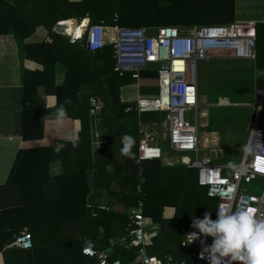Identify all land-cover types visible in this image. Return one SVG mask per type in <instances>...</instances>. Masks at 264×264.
I'll return each mask as SVG.
<instances>
[{
    "label": "trees",
    "instance_id": "obj_1",
    "mask_svg": "<svg viewBox=\"0 0 264 264\" xmlns=\"http://www.w3.org/2000/svg\"><path fill=\"white\" fill-rule=\"evenodd\" d=\"M159 3L160 0H81L77 3L67 0H0V25L20 39L28 38L37 27H43L47 31L48 42L25 44L22 47L24 58L42 66L41 71L25 73L23 77L22 139H42L44 129L53 126L46 118L57 117V110L63 105L66 115L62 122L55 120L61 135L53 141L54 148L63 145L59 150V157L64 164L63 174L55 180L48 178L49 182H45L43 187L47 190V184H52L51 182L61 183L64 187L75 186L70 197L67 193L62 198L44 194V197L34 200L40 224L37 226L35 239H32V248L26 253L16 248L4 249L21 234L24 226L13 222H5L2 226L4 211H0V253L4 257V264H94L93 259L81 254L82 248L88 245H97L94 248L96 250H105L111 245V259H118L121 264H139L135 250L116 240L108 242L110 236L104 232L102 235L92 232L97 226L107 228L115 225L122 229L126 227L127 232L129 219L127 214L83 209L90 189L89 180L88 188L84 186L87 170L88 173L93 172V186L96 188L101 181L107 194L122 203L124 208L143 202V215L151 219V225L146 228V232L152 235L147 247L150 255L160 259L170 256L176 264H204L197 258L194 248L181 243L186 232L198 231L192 227L194 219H203L205 212L210 213L212 219L217 201L208 198L206 188L197 184V170L194 168L183 164L166 166L160 160L136 163L138 144L143 138L137 122L141 125H155L162 122L161 115L145 113L138 116L134 102L120 100L121 87L131 84H137L142 95H155L157 74L148 68L140 72L137 80L132 79L129 73L119 76L113 70L115 60L112 45L89 52L83 44L75 41L69 43L53 31L59 21L83 17H88L92 25L103 22L105 25L117 24L126 28L234 23L233 0L223 7L196 6V0H171L170 6H158ZM83 20H86L83 21L85 32L88 20ZM73 23L74 21L67 22V26L71 27ZM254 27V63L257 70L264 71V23H257ZM85 85L91 89L93 96L103 102L98 116L100 123L96 127L103 143L95 148L93 154L91 133L94 128L88 114L90 95L83 93L81 88ZM40 87L43 89L42 95L37 91ZM263 91L264 77L256 80L258 99ZM48 95L55 96L54 107L46 108L44 99ZM260 116L264 120V98ZM74 121L79 122L80 129L75 138L69 139L64 132H69ZM124 134L134 138L135 143L131 149L134 156L129 158L121 153L122 162L118 164L115 158L123 147ZM53 147L20 150L4 187L16 185L15 180L23 171L27 174L37 172L41 179L42 168L39 162L47 157L48 161L51 160L56 151ZM85 155L88 158L86 164ZM112 183L117 184L118 189L109 193ZM69 205L71 214L68 211ZM24 207L22 205L14 210L25 212ZM164 207L174 209L171 219L162 217ZM64 229H75L77 233L63 235ZM30 230L33 232V228L30 227ZM86 233L88 244H78L76 239ZM67 246L72 247L73 256L67 252Z\"/></svg>",
    "mask_w": 264,
    "mask_h": 264
},
{
    "label": "built area",
    "instance_id": "obj_2",
    "mask_svg": "<svg viewBox=\"0 0 264 264\" xmlns=\"http://www.w3.org/2000/svg\"><path fill=\"white\" fill-rule=\"evenodd\" d=\"M255 40L256 31L253 24L126 28L101 22L90 24L86 30L83 43L85 50L95 52L112 45L115 60L113 70L119 76L129 73L132 79L137 80L140 72L148 68L157 74V93L138 97L134 101V109L138 116L145 113L160 114L167 127L168 149L193 155V160L182 156L180 162L197 170V184L206 188L208 198L217 201L213 220L217 218L218 208L222 206H229L232 211L253 209L255 218L264 219V171L257 170L258 162L260 167H264L263 119L256 117L249 130L243 156L237 164L228 167L214 162L209 156L199 155L206 149L201 147L199 136L198 67L203 62L214 60L255 62ZM88 104V114L92 118L94 128L93 144H102L96 127L100 123L98 116L103 102L96 96H89ZM190 112L195 119L194 125L185 118L186 113ZM163 156L161 147L149 143L141 144L137 163L144 160H161ZM228 169H231L230 174H226ZM142 181L141 179L140 183ZM248 185L252 191L247 190ZM233 186L235 190L229 192ZM256 189L258 193L253 192ZM139 191L138 186L137 192ZM127 216L129 223L125 244L127 248L135 250L139 264H176L170 256L160 259L148 253L150 234L146 232V228L151 224L143 215L142 201L128 208ZM193 232L197 231L186 232L181 244L194 248L197 258L207 264V255L201 259V252L211 243L212 238L205 240L200 236L191 242L189 235ZM9 246L30 250L32 237L24 231ZM81 252L85 257L93 259L94 264H121L118 259L110 258L111 251L108 249L96 250L84 246Z\"/></svg>",
    "mask_w": 264,
    "mask_h": 264
},
{
    "label": "crops",
    "instance_id": "obj_3",
    "mask_svg": "<svg viewBox=\"0 0 264 264\" xmlns=\"http://www.w3.org/2000/svg\"><path fill=\"white\" fill-rule=\"evenodd\" d=\"M68 2L77 3L81 0H67ZM197 4L196 6H217V7H223L228 4H230V0H196ZM170 2H165L166 6H170ZM87 18L88 23H90V20L88 17L83 18H72L65 21H59L56 25L62 26V34L66 37H70L73 41L77 42L80 40L83 36V26L84 22L86 20H83ZM75 19H78L76 21ZM233 20L234 24H257V23H264V0H233ZM74 21L73 26L69 27L67 26V22ZM77 29H79L80 35L77 36L76 32ZM77 40V41H76ZM42 41H49L47 37V31L43 27H37L34 32L26 39H20L17 35L11 33L8 31L5 27L0 25V211H4V218L2 222V226H4V223L13 222V224H22L24 227L21 230V233L24 231H27L32 239H35V236L37 234V226L40 224L39 220V213L37 212V208H35L33 202L34 200H38L42 197H44V194L49 195L52 198H62L65 193L68 194L70 197V194L75 191L74 187H64L61 183L54 184H47V190H44V183H48L47 180L50 178L51 180H55L58 177H60L63 174V162L61 160L60 152L55 151L53 152V155L51 156V160L48 161V157L44 160H40L39 165L42 168L41 170V179H39V175L37 172H34L32 174L25 172H22L21 176H17L15 183L16 185L4 187L8 183L9 175L11 173L12 167L14 165V162L18 156V152L20 150L24 149H37V148H45L54 146L53 141L55 139H59L61 132L57 129V117H47L46 121H51L52 128L44 129V135L42 139L35 140V141H24L22 139V109H23V77L25 73H36L42 70V66L32 60L24 58V55L22 53V47L25 44H34V43H40ZM21 45V46H20ZM214 61H221L219 62L223 67H226L229 62H244V132H225L222 136V141L224 139V135L228 133H233L239 135V137L244 136V140L241 144L242 147H240V151L244 153L249 130L252 127L255 119L256 114V108L253 107V102L257 98L256 94V80L258 78L264 77V71H259L255 67V63L252 61L247 60H214ZM210 61V62H214ZM204 63L209 62H203L199 65L200 66ZM213 78H216V71H211ZM206 75V74H205ZM132 85V84H131ZM123 86L120 89V100L122 102H134L135 99L133 97L134 92L130 89L129 86ZM82 92L93 96L92 93L88 94V92H92L91 89L88 88V85L82 86ZM43 89L40 87L37 89L38 94L42 95ZM204 94L200 93V99L206 98L208 99L209 94L208 91L206 93V90H204ZM138 97V96H137ZM264 98V91L261 95V97L258 99V111L257 116H260V109L261 104ZM198 102H199V92H198ZM44 103L46 108L54 107L56 103L55 96L48 95L44 99ZM250 108V109H249ZM199 110H200V104H199ZM198 110L199 115V122L201 126H207L206 122V116L207 111L206 110ZM261 117V116H260ZM262 118V117H261ZM258 120V119H257ZM199 124V126H200ZM59 125V123H58ZM138 129L140 134L143 136V126L138 121L137 122ZM47 127V126H46ZM57 127V128H56ZM200 128V127H199ZM80 129V124L77 121H74L71 123L69 132L67 133L68 138L70 139L75 138L77 135V132ZM93 133H91V140H92V149L91 152L93 154V151H95V148H99L102 146V144L94 145L93 144ZM212 135L215 133H211ZM200 136V133H199ZM238 137V136H235ZM243 139V138H240ZM141 144H147V142L143 141V138L139 141L138 144V150ZM223 145V144H222ZM54 148V147H53ZM54 148L53 150H55ZM87 149V147H86ZM208 151L215 150V148H207ZM205 151V150H204ZM239 151V152H240ZM221 152V149H220ZM242 153V155H243ZM56 155V156H55ZM241 155V153H240ZM237 158L233 163H229L227 165L233 166L237 164L241 158ZM205 156V155H204ZM203 156V157H204ZM202 157V156H201ZM121 152L117 153L116 155V162L119 164L122 162L121 159ZM88 161L87 155L84 157V164ZM163 159L160 160L162 165L171 166V165H177L182 164L180 162V159L178 162H168L163 161ZM88 163V162H87ZM137 163V160H136ZM184 165V164H183ZM186 166V165H185ZM23 173L25 175H23ZM86 177V183L85 187L88 188V180L90 189L89 192L86 195V202L83 209L86 210H104V211H112L114 213L119 214H127L128 208H124L122 203H119L114 199L110 194H107L106 189L102 188L101 181L98 182L99 185L95 188L93 186V172H89L88 170L85 173ZM42 182V184H41ZM45 183V184H46ZM4 187V188H2ZM118 189L117 184L112 183L109 188V193L114 192ZM24 205L25 212H20L17 210H14L15 208L22 207ZM70 205H69V213H70ZM73 209V208H72ZM75 209H73L74 211ZM71 214V213H70ZM74 214V213H72ZM174 215V209L171 207H164L162 211V217L164 219H171ZM7 216L9 219H7ZM94 217V215H92ZM151 224V219L149 217H146ZM30 227L33 228V232L30 230ZM92 232H95L97 235L104 232V234H108L110 237L108 239V242H113L116 240V242H120L125 244V234H126V227L121 228V226L115 225V226H107L101 227L97 226L96 229L93 228ZM67 233H77L75 229H69L63 230V235H66ZM79 233V232H78ZM152 235L150 234V237ZM76 241L78 244H88V233L86 235H82L79 238H77ZM150 242V238H149ZM11 244V243H10ZM6 245L4 249L13 248L11 246ZM150 245V244H149ZM148 245V246H149ZM70 246V244H69ZM89 246V245H88ZM97 245L92 248H97ZM17 249V248H16ZM112 252V246L109 245V247L105 248ZM21 250V249H19ZM72 247L67 246V252H69L70 255H74L72 252ZM23 253H26L30 250H21ZM82 254V252H81ZM83 255V254H82ZM72 259V257H70ZM69 262V261H68ZM0 264H4V257L2 253H0Z\"/></svg>",
    "mask_w": 264,
    "mask_h": 264
},
{
    "label": "rangeland",
    "instance_id": "obj_4",
    "mask_svg": "<svg viewBox=\"0 0 264 264\" xmlns=\"http://www.w3.org/2000/svg\"><path fill=\"white\" fill-rule=\"evenodd\" d=\"M160 1L161 3L158 6H164L165 1ZM170 1L166 0V2ZM75 20L78 21V19ZM89 25L90 23H88ZM88 26L85 28L82 38L78 41L76 40L77 42L75 43H84ZM59 29H62V26L57 27L55 25L53 28L54 33L64 37L69 43H74L70 37H66L62 32H59ZM219 62L221 61L204 63L200 66L197 73L200 110L204 109L207 111L205 118L207 126H201L198 115L201 147L206 149L205 151L202 150L199 155L202 157L204 155L209 156L214 162L230 167L227 164L237 160L240 153V158L243 156L240 147H242L241 144H244L242 143L244 136L239 137L237 134L228 133L224 135L223 141L222 136L225 132H244V62H229L226 67H223ZM211 71H216V78H213ZM129 87L134 92V99L142 95L137 84H132ZM204 90H206V93L208 91L209 94L206 100L204 98L200 99V93L204 94ZM90 93L92 92L89 91L88 94ZM258 103L256 98L252 104L256 108L254 120L257 117ZM185 118L191 124H195L192 112L186 113ZM142 128L144 130L143 141L161 147L164 153L163 161L178 162L182 156L193 160L191 153H176L168 149L167 127L164 122L156 123L155 125L145 124ZM211 133L215 134L212 135ZM207 148H215V152H210ZM230 172L231 169H228L226 174H230ZM259 183L260 180H258ZM247 190L252 191L253 189L248 185ZM253 192L258 193V189Z\"/></svg>",
    "mask_w": 264,
    "mask_h": 264
},
{
    "label": "clouds",
    "instance_id": "obj_5",
    "mask_svg": "<svg viewBox=\"0 0 264 264\" xmlns=\"http://www.w3.org/2000/svg\"><path fill=\"white\" fill-rule=\"evenodd\" d=\"M57 112L58 122H62L66 115L64 106L61 105ZM122 143L121 153L132 158L134 138L124 134ZM62 147L63 145H58L56 151ZM234 190L235 186L229 192ZM216 216L213 220L210 213L205 212L203 219L192 221V227L198 231L189 235L191 242L200 236L205 240L212 238L211 243L202 249L201 259L207 255V264H264V219L255 218L253 209L232 211L229 206L218 208Z\"/></svg>",
    "mask_w": 264,
    "mask_h": 264
},
{
    "label": "snow or ice",
    "instance_id": "obj_6",
    "mask_svg": "<svg viewBox=\"0 0 264 264\" xmlns=\"http://www.w3.org/2000/svg\"><path fill=\"white\" fill-rule=\"evenodd\" d=\"M76 35H77V36L80 35L79 29H77ZM257 170H259V171H264V167H260V163H259V162H258V164H257ZM250 211H251V209H250Z\"/></svg>",
    "mask_w": 264,
    "mask_h": 264
},
{
    "label": "water",
    "instance_id": "obj_7",
    "mask_svg": "<svg viewBox=\"0 0 264 264\" xmlns=\"http://www.w3.org/2000/svg\"><path fill=\"white\" fill-rule=\"evenodd\" d=\"M57 27H61L60 25H56ZM59 32H63L62 29H59ZM259 120H262V118L259 116L258 117Z\"/></svg>",
    "mask_w": 264,
    "mask_h": 264
}]
</instances>
